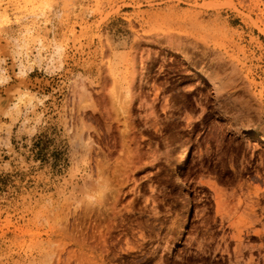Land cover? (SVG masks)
<instances>
[{"label": "rangeland", "instance_id": "1", "mask_svg": "<svg viewBox=\"0 0 264 264\" xmlns=\"http://www.w3.org/2000/svg\"><path fill=\"white\" fill-rule=\"evenodd\" d=\"M85 238L264 264V0H0V264H101Z\"/></svg>", "mask_w": 264, "mask_h": 264}, {"label": "bare ground", "instance_id": "2", "mask_svg": "<svg viewBox=\"0 0 264 264\" xmlns=\"http://www.w3.org/2000/svg\"><path fill=\"white\" fill-rule=\"evenodd\" d=\"M189 146L186 144H181L178 147V151L176 153L173 165H172V172L173 174L182 181L183 186L185 185V167H186V162L187 159L189 157ZM191 220V213H190V203L187 202L186 206L184 208V212L180 221L181 224V229L184 232ZM86 237V236H85ZM87 238V237H86ZM84 239L83 245L84 248L89 249L91 252L93 253H100L101 259V264H106L107 261H109V255L111 254L112 250H111V246H109L108 242L102 241V240H94L92 242H88L87 239ZM82 245V247H83ZM88 263V262H87Z\"/></svg>", "mask_w": 264, "mask_h": 264}]
</instances>
